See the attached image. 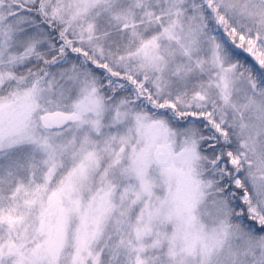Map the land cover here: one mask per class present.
I'll return each mask as SVG.
<instances>
[{"label":"snow or ice","instance_id":"6c2138e0","mask_svg":"<svg viewBox=\"0 0 264 264\" xmlns=\"http://www.w3.org/2000/svg\"><path fill=\"white\" fill-rule=\"evenodd\" d=\"M0 264H264V0H0Z\"/></svg>","mask_w":264,"mask_h":264}]
</instances>
